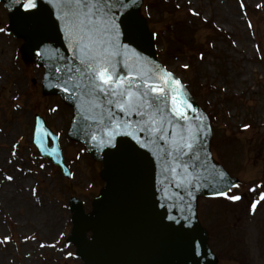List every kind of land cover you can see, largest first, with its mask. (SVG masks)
<instances>
[{
  "label": "rangeland",
  "instance_id": "rangeland-1",
  "mask_svg": "<svg viewBox=\"0 0 264 264\" xmlns=\"http://www.w3.org/2000/svg\"><path fill=\"white\" fill-rule=\"evenodd\" d=\"M132 15L208 124L200 148L208 170L231 180L226 195H195L209 263L264 264V0H136ZM8 22L0 0V29ZM23 44L0 32V264H83L71 239V200L89 217L90 239L100 221L94 202L105 190L102 162L71 136L77 116L66 95H43L49 66L33 61L35 51L22 57ZM35 114L60 136L70 179L30 144ZM161 148L172 145L166 140ZM161 148L143 147L137 158L142 180L155 190L172 162ZM234 195L241 200L228 198Z\"/></svg>",
  "mask_w": 264,
  "mask_h": 264
},
{
  "label": "water",
  "instance_id": "water-1",
  "mask_svg": "<svg viewBox=\"0 0 264 264\" xmlns=\"http://www.w3.org/2000/svg\"><path fill=\"white\" fill-rule=\"evenodd\" d=\"M6 1L10 6L22 7L18 0ZM36 3L37 8L33 9V12L41 31L51 36L56 45L55 52L44 51L45 61L58 63L50 80L63 90L64 81L68 77L67 68L79 67V61L66 38L64 21L58 19L60 11L57 8V0H36ZM133 4V0H125V7L117 6L113 9L115 21L119 26V42L124 46L123 61L131 65L135 59L140 63L147 61V67L158 65L145 32L135 24L132 17L130 9ZM57 68L61 71L57 72ZM73 75L76 76L75 73ZM69 92L74 94L78 112L85 114L89 121L88 125L78 124L75 131L88 142L96 154L104 156L106 149L117 154L114 162L106 170L110 185L108 196L100 212L103 223L90 243H87L83 235L81 212L75 209L74 224H72L73 241L83 263L204 264L207 257L203 250L201 234L192 219L188 193L212 189L218 184V180L209 178L198 153L200 137L204 130L201 118L197 120L196 117L199 116L189 110L187 113L189 121H176L172 125H166L169 132L165 137L171 141L178 138L173 133H180L182 126H192V132L197 134L195 154L183 157L186 164L194 166L187 169L186 173L184 169H178L179 176L173 175L169 168L164 170L174 189L173 195H166L150 188L145 181L141 180L135 168L133 156L141 145L142 139L139 129H136L135 134L128 135L126 133L132 129L122 128L112 137L111 142L107 140V111L110 109L116 113L117 121H127L135 127L136 122L130 118L132 114L121 113L114 106L104 104L103 100L99 101L101 107L93 108L91 105L96 102L84 95L83 90L70 88ZM197 127L201 129L198 133ZM96 128L101 132L105 141L104 145L95 143L90 137V131ZM33 133V144L38 152L57 165L62 174L68 177L69 173L58 153L56 138L38 118H35ZM49 140L54 142L51 148L47 147L46 142ZM195 156L200 157L199 161H196ZM188 181L191 183L189 184ZM93 250L97 251L95 256Z\"/></svg>",
  "mask_w": 264,
  "mask_h": 264
},
{
  "label": "snow or ice",
  "instance_id": "snow-or-ice-1",
  "mask_svg": "<svg viewBox=\"0 0 264 264\" xmlns=\"http://www.w3.org/2000/svg\"><path fill=\"white\" fill-rule=\"evenodd\" d=\"M18 2L26 11L37 8L36 0ZM117 6L125 7V0H57L58 19L64 21L66 38L79 61V67L67 68L68 77L63 90L81 89L84 95L96 102L92 103L93 108L101 107L99 101L103 100L104 104L114 106L121 113L139 117L134 127L130 122L117 121L116 113L109 109L106 113L108 142L122 128L132 129L126 133L128 135L139 129L141 133L149 132L154 141L163 140L169 132L166 125L189 121L187 113L194 109L186 98L183 85L171 72L160 65L147 67V61L140 63L133 59L131 65L123 61L124 46L119 42V26L113 13ZM191 127L182 126L180 133H173L178 138L172 140V149L165 152V159L170 157L173 161L174 166L168 169L173 175H180L178 169H184L186 173L194 166L183 160L185 156L194 155L197 147V134ZM200 130L197 127V133ZM195 159L199 161L200 157L195 156ZM217 179L224 181V174L220 173ZM217 194L226 195L225 192ZM228 198L239 200L241 197L234 195ZM261 199H264V193H261ZM257 202L253 203V210Z\"/></svg>",
  "mask_w": 264,
  "mask_h": 264
},
{
  "label": "bare ground",
  "instance_id": "bare-ground-1",
  "mask_svg": "<svg viewBox=\"0 0 264 264\" xmlns=\"http://www.w3.org/2000/svg\"><path fill=\"white\" fill-rule=\"evenodd\" d=\"M107 155H108L109 157H112V156H116V153H115V154L107 153ZM161 191H162L164 194H166V193H170V192L172 191L171 186H170V184H169V182H168L167 179H165V181L162 182V184H161ZM192 197H193V196L191 195V196H190V198H191V205H193V202H194V200H193ZM192 216H193V213H192ZM195 227H196V226H195ZM196 229H197V227H196Z\"/></svg>",
  "mask_w": 264,
  "mask_h": 264
}]
</instances>
